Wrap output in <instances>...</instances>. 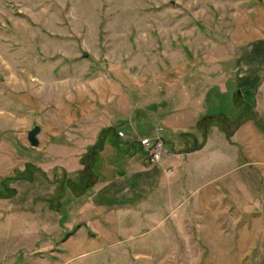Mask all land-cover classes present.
I'll use <instances>...</instances> for the list:
<instances>
[{
    "label": "rangeland",
    "instance_id": "374dc122",
    "mask_svg": "<svg viewBox=\"0 0 264 264\" xmlns=\"http://www.w3.org/2000/svg\"><path fill=\"white\" fill-rule=\"evenodd\" d=\"M263 50L264 0H0V264H42L35 260L41 249L35 237L50 241L55 232L27 233L19 225L24 215L54 222L61 238L69 232L74 196L66 183L55 203L56 172L63 175L59 165L69 162L59 147L70 141L73 127L98 121L108 98L179 110L190 95L203 92L207 116L233 117L243 100L233 84L257 68L258 75L256 69L248 75L252 86L259 80L241 119L259 113L260 124L252 127L259 134L248 144L247 126L239 128L230 165L254 154L263 161ZM248 51L251 59L244 56ZM230 96L237 107L229 105ZM112 104L107 108L122 119L111 124L125 131L134 114ZM83 112L81 124H72ZM131 122L137 135H151L152 117ZM235 124L230 121V133ZM33 125L39 126L36 147L26 141ZM204 200L194 193L172 202L166 216L141 223L140 234H101L90 248L68 239L44 254L58 257V264H264V249L248 248L256 220L245 232L249 218L237 215L231 203L221 198L210 210ZM66 247L78 248L74 257Z\"/></svg>",
    "mask_w": 264,
    "mask_h": 264
},
{
    "label": "crops",
    "instance_id": "0c3cea01",
    "mask_svg": "<svg viewBox=\"0 0 264 264\" xmlns=\"http://www.w3.org/2000/svg\"><path fill=\"white\" fill-rule=\"evenodd\" d=\"M250 52L244 53L248 59L252 57ZM254 69L244 73L242 81L233 84V88L242 91V99L247 103L252 99V90L259 80L258 76L253 86L248 83L254 77L252 76L250 80L248 75L254 72L258 75V69ZM202 95H204L203 92L190 95V102L180 103L179 110L157 108L153 104L146 107L144 104H136L123 99L116 100L118 102L115 103L108 98L104 103L106 109L97 112L98 121L91 126L86 122L87 125L73 127L69 134L70 141L59 147L67 155L69 162L59 165L65 172L61 175V172L56 170L57 180L53 181L55 182L53 185L56 184L57 187V194L59 193L56 196L58 199L55 202L56 206H59V196L64 191V183L74 196V201L72 200L70 205L72 220L67 222V226L71 228H68L69 232L61 238L63 230L58 225H54V222L45 221L46 225H44L38 221L37 213L24 215V221L19 225H22L27 233L41 232L44 234L45 230L50 233L55 232L54 237L45 242L42 237L36 235L34 243L41 240V247H39L41 249L35 256V260L48 264L49 258H53L58 264V257H52L49 254L46 256L44 252L54 250L61 241L66 245L65 242L68 239L72 242L75 240L79 244H86L87 248H90L91 243H98L95 240L101 234L118 235L123 232L127 235L140 234L138 228L141 223L148 222L150 218L166 216L172 202L174 204L183 202L194 193L205 195L204 201L207 205L210 204V210L218 209L221 198L231 203L237 215L249 218L250 226L245 224V232L251 229L250 220L254 218L257 225L251 231L252 237L250 236L249 244L252 245L248 248L264 249V160L260 161L254 154L257 152L249 149L245 152L254 154V156L247 157L248 161L244 160L230 165V150L235 143L234 135L238 134L240 127L247 126L248 136L243 134L241 139L245 141L246 136L245 142L251 144L250 135L256 137L259 134V132L255 134L252 127L254 124H260V114L257 113V116L254 113L252 117L242 119L230 134L227 128H230V121L235 119L237 112L233 117L222 114L207 116L206 109L201 106ZM230 98L229 105L231 102L237 107L234 98L231 96ZM110 104L119 106L120 113L134 114L131 115V120L137 116L152 117L154 125L149 128L151 134L155 126L160 127L159 134L160 131L169 134L170 139L160 134L166 153L157 164L151 165L145 161L144 153L135 138L148 135H137L130 127L132 122L129 118L126 119L128 128L125 131L120 126L111 124L112 121L118 118L121 121L122 118L107 108ZM252 104L254 106V102ZM84 116L85 113L81 118L77 116L76 119L71 120V123L75 122L80 125ZM119 130L123 132L124 138L118 137L117 131ZM260 131L264 130L260 129ZM92 146L93 148L88 152V147ZM232 149L238 150L234 147ZM262 151L264 152V148ZM83 155L88 160L86 162L88 167L81 160ZM253 165H261L262 168L256 172L252 169ZM88 168L91 171H88ZM82 171L87 172L89 181L80 185L83 186V190L76 195L74 194V183L78 180H67L65 176L75 180ZM48 195L47 192L42 196ZM163 210H167V213L165 214ZM161 212L163 213L160 214ZM124 220H126L125 226L129 228L124 226ZM55 227H57L56 231L53 229ZM81 230L83 232L81 237L74 239L73 235ZM86 235H93V237L88 238ZM118 244L122 243L118 242ZM52 245L54 248H51ZM66 249L72 258L74 251L78 248L74 251L67 247Z\"/></svg>",
    "mask_w": 264,
    "mask_h": 264
},
{
    "label": "built area",
    "instance_id": "2783aa9c",
    "mask_svg": "<svg viewBox=\"0 0 264 264\" xmlns=\"http://www.w3.org/2000/svg\"><path fill=\"white\" fill-rule=\"evenodd\" d=\"M160 127L155 126L150 136H138L135 138L141 147L145 161L148 164H157L162 156L166 153L164 142L159 134ZM118 137L124 138L122 131H117Z\"/></svg>",
    "mask_w": 264,
    "mask_h": 264
},
{
    "label": "trees",
    "instance_id": "16d2710c",
    "mask_svg": "<svg viewBox=\"0 0 264 264\" xmlns=\"http://www.w3.org/2000/svg\"><path fill=\"white\" fill-rule=\"evenodd\" d=\"M238 102H241L240 103V105L238 106V107H240L241 106V108H240V111H239V115H237L236 117H235V119H234V123H236L235 124V126L242 120L241 119V117H242V112H245V110H247V109H249L248 108V103L245 101V100H237ZM231 134V133H230ZM99 141V140H98ZM95 147V146H94ZM93 148V146L92 147H88V152L91 150ZM82 162H83V164L85 165V166H87L88 167V163H86L88 160L86 159V156L85 155H83L82 156ZM31 166V165H30ZM36 169V168H35ZM90 169L88 168V171H89ZM91 171V170H90ZM91 173V172H90ZM80 176L78 177V182L77 183H74L75 185H74V194H80V192L83 190V186H80V185H83L84 184V182L86 181V183H88V176H87V172L85 173V171L83 172H80ZM82 179V180H81ZM83 181V182H82ZM89 185H87V187H88Z\"/></svg>",
    "mask_w": 264,
    "mask_h": 264
},
{
    "label": "water",
    "instance_id": "95a60500",
    "mask_svg": "<svg viewBox=\"0 0 264 264\" xmlns=\"http://www.w3.org/2000/svg\"><path fill=\"white\" fill-rule=\"evenodd\" d=\"M39 132V126L38 125H33L29 130L26 132V141L29 146L31 147H36L38 144L36 135Z\"/></svg>",
    "mask_w": 264,
    "mask_h": 264
}]
</instances>
